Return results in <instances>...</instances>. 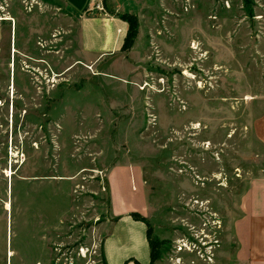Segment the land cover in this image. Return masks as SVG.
<instances>
[{"label": "rangeland", "instance_id": "374dc122", "mask_svg": "<svg viewBox=\"0 0 264 264\" xmlns=\"http://www.w3.org/2000/svg\"><path fill=\"white\" fill-rule=\"evenodd\" d=\"M95 8L138 19L130 53L88 62L57 0H0V264H104L121 160L142 169L158 262L215 264L175 245L231 239L264 174V0Z\"/></svg>", "mask_w": 264, "mask_h": 264}, {"label": "crops", "instance_id": "0c3cea01", "mask_svg": "<svg viewBox=\"0 0 264 264\" xmlns=\"http://www.w3.org/2000/svg\"><path fill=\"white\" fill-rule=\"evenodd\" d=\"M57 1L70 12L69 19L77 20L78 54L84 60L98 64L104 57L123 53L121 49L129 27L127 21L106 9L104 12L98 11L95 5L99 0ZM110 6L118 8L119 4L112 1ZM106 175L110 228L103 240L105 263L132 264V260H137L142 264H150L148 226L131 215L138 212L148 219L150 203L142 169L121 160L107 167ZM133 180L140 191H134L131 187ZM239 212L229 227L231 239L219 240L213 250L214 263L264 264V174L255 177L247 193L241 196ZM155 264L160 263L156 261ZM187 264L205 263L188 261Z\"/></svg>", "mask_w": 264, "mask_h": 264}, {"label": "trees", "instance_id": "16d2710c", "mask_svg": "<svg viewBox=\"0 0 264 264\" xmlns=\"http://www.w3.org/2000/svg\"><path fill=\"white\" fill-rule=\"evenodd\" d=\"M121 18L124 19L125 21H127L129 24L128 31H127V34L125 36L124 43H123L121 50L122 51H129L131 49V47L134 45L136 36L138 34L139 22H138V19L136 17H134L133 15L127 14V13L122 14ZM131 215L137 220H142V221L146 222V224L148 226L147 236H148V240H149L150 247H151V263L150 264H155L156 261H158V259L160 258V252H159L160 243H158L157 241H154L152 238V233H153L152 225L147 218H145L144 216H142L138 212H134ZM132 262L134 264H142L137 260H132ZM129 263L130 262H127L126 264H129ZM104 264H106V263H104Z\"/></svg>", "mask_w": 264, "mask_h": 264}, {"label": "built area", "instance_id": "2783aa9c", "mask_svg": "<svg viewBox=\"0 0 264 264\" xmlns=\"http://www.w3.org/2000/svg\"><path fill=\"white\" fill-rule=\"evenodd\" d=\"M205 225L207 224L205 223ZM202 232L204 233V230ZM204 235L206 236V234ZM218 242V240H215L214 242L206 241L204 240V237H201V239L197 242H193L187 238H183L177 241V244L175 245V252L195 254L198 258L202 259L203 261H212L214 255L213 250L218 244ZM177 261H181V257H177Z\"/></svg>", "mask_w": 264, "mask_h": 264}, {"label": "bare ground", "instance_id": "6f19581e", "mask_svg": "<svg viewBox=\"0 0 264 264\" xmlns=\"http://www.w3.org/2000/svg\"><path fill=\"white\" fill-rule=\"evenodd\" d=\"M1 19V18H0ZM5 20H11L9 17H7ZM195 47V46H194ZM11 205L8 203V207H10ZM13 255V252H12V250H11V252H10V256H12Z\"/></svg>", "mask_w": 264, "mask_h": 264}]
</instances>
